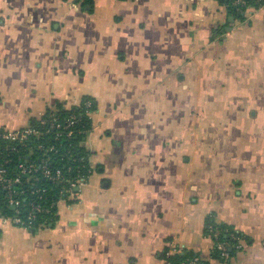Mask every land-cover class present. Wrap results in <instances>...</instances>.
<instances>
[{
    "label": "crops",
    "instance_id": "obj_1",
    "mask_svg": "<svg viewBox=\"0 0 264 264\" xmlns=\"http://www.w3.org/2000/svg\"><path fill=\"white\" fill-rule=\"evenodd\" d=\"M86 98L92 174L48 228L0 218V264H225L211 215L264 264V4L0 0V131Z\"/></svg>",
    "mask_w": 264,
    "mask_h": 264
},
{
    "label": "trees",
    "instance_id": "obj_2",
    "mask_svg": "<svg viewBox=\"0 0 264 264\" xmlns=\"http://www.w3.org/2000/svg\"><path fill=\"white\" fill-rule=\"evenodd\" d=\"M219 1L227 7L234 18L242 21L245 20L249 9H257L264 4V0H246L244 5H234V0ZM88 102L92 103L89 108L86 106ZM96 109V102L91 98H86L79 107L72 109L60 107L48 111L44 117L62 125L67 122L71 115L79 118L80 121L72 128L75 133L71 138L66 137L67 131H64L57 140L53 132L43 136H32L24 142H17L4 139V131H0V163L8 170L9 177L14 178L19 175L18 166L22 163L25 165L35 163L38 166L37 171L22 175L23 184L13 185L16 190L23 192L20 196V217L26 221L29 214L36 215V218L32 220L34 228L30 231L37 232L42 225L50 227L54 224L57 219L59 202L66 196L65 193L70 182L82 178L89 179L92 174L89 161L91 153L84 147L83 142L92 130V119L89 118L88 113ZM31 126L38 128L41 132H45L49 128V125L39 124L37 120L32 122ZM60 130L62 131V129L58 131ZM44 166L53 172L61 170L63 180L58 183L45 177L43 175ZM36 190L41 192L33 193ZM32 204L41 205L43 208L49 209L50 212L37 213L33 211ZM16 214V210L7 203L6 191L0 186V218L12 217ZM211 229L219 231L218 237L214 236ZM206 234L211 236L216 244L212 252V259L225 264H230L237 253L238 242L245 237L243 233L233 227L219 223L215 215L207 218ZM220 243H225L228 246V257H224L222 251L218 249ZM167 254L165 259L169 264H188L194 260L198 264H210L192 250L171 256H167Z\"/></svg>",
    "mask_w": 264,
    "mask_h": 264
},
{
    "label": "built area",
    "instance_id": "obj_3",
    "mask_svg": "<svg viewBox=\"0 0 264 264\" xmlns=\"http://www.w3.org/2000/svg\"><path fill=\"white\" fill-rule=\"evenodd\" d=\"M246 3V0H234V5H244ZM86 106L89 108L92 106L91 102H88L86 104ZM93 112V111H92ZM92 112L88 113L89 118L92 119ZM79 118H77V116L75 115H71L67 122L62 125L61 123H56L54 120L51 121L48 118L44 117L42 120L39 121V124H43V125H49V128L45 131V132H41L38 128H34L32 126H29L26 129H23L21 131H15V132H5L3 134V138L8 140V141H17V142H24L27 139H29L32 136H43L45 134H51V133H55V139H59L62 135V133L64 131H67V133L65 134L66 137L71 138L73 136V134L75 133L74 130L72 129L74 127L75 124H77L79 122ZM59 129H62V131H58ZM38 166L35 163H30L29 165H25V164H20L18 166V170H19V175L12 178L8 176V170L6 168H4V165L2 163H0V186L6 191L7 193V203L8 205H10L11 207H14V209L16 210L17 214L15 216L12 217H3V220H7L9 222H12L14 225L18 226V227H22L24 229H28L31 230L34 228V224H33V219L36 218V215H32L29 214L28 218L26 221H24L21 217H20V213L21 211L20 206H21V200H20V196L22 195V191H18L16 190L13 185L14 184H23L24 180L22 179V175H28L32 172L37 171ZM43 175L47 178H49L50 180L54 181V182H58L60 183L63 180V174L61 172V170H57L55 172H53L51 169H49L47 166L43 167ZM88 178L87 179H79V180H74L70 182V186L69 188L66 190V196L60 200L59 203L62 202H68V201H73V200H77L80 196V191L82 189V187L87 183ZM40 193L41 191L36 190L33 191V193ZM42 197V196H40ZM32 209L33 211L37 212V213H49L50 210L49 209H45L43 208L41 205H34L32 204ZM44 228H48L44 225H42L40 227V229H44ZM39 229V230H40ZM212 233H214L215 237H218L219 235V231L218 230H212ZM218 249L222 251V255L224 257H228V246L225 243H220L218 245ZM172 253L168 252L167 256H171ZM167 261V260H166ZM167 264H169L167 262ZM188 264H198V262L196 260L189 262Z\"/></svg>",
    "mask_w": 264,
    "mask_h": 264
},
{
    "label": "water",
    "instance_id": "obj_4",
    "mask_svg": "<svg viewBox=\"0 0 264 264\" xmlns=\"http://www.w3.org/2000/svg\"><path fill=\"white\" fill-rule=\"evenodd\" d=\"M14 209V207H12Z\"/></svg>",
    "mask_w": 264,
    "mask_h": 264
}]
</instances>
